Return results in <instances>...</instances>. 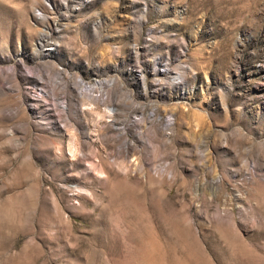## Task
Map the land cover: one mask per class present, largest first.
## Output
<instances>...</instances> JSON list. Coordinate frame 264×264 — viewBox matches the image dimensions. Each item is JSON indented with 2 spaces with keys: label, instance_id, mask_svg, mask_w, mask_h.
<instances>
[{
  "label": "rangeland",
  "instance_id": "obj_1",
  "mask_svg": "<svg viewBox=\"0 0 264 264\" xmlns=\"http://www.w3.org/2000/svg\"><path fill=\"white\" fill-rule=\"evenodd\" d=\"M0 264H264V0H0Z\"/></svg>",
  "mask_w": 264,
  "mask_h": 264
}]
</instances>
